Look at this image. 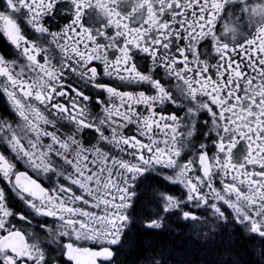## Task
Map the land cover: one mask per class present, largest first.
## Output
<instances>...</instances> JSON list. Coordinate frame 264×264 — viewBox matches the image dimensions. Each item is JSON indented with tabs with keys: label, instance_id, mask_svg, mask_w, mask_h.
<instances>
[{
	"label": "snow or ice",
	"instance_id": "1",
	"mask_svg": "<svg viewBox=\"0 0 264 264\" xmlns=\"http://www.w3.org/2000/svg\"><path fill=\"white\" fill-rule=\"evenodd\" d=\"M0 36V264H264V0H0Z\"/></svg>",
	"mask_w": 264,
	"mask_h": 264
},
{
	"label": "flooded vegetation",
	"instance_id": "2",
	"mask_svg": "<svg viewBox=\"0 0 264 264\" xmlns=\"http://www.w3.org/2000/svg\"><path fill=\"white\" fill-rule=\"evenodd\" d=\"M34 38V37H33ZM14 51V49H11V47L7 44V42L3 39L2 36H0V53H8L11 54V52ZM15 56H7L6 59L12 60L15 59ZM214 62V61H211ZM238 147H240L238 145ZM20 170H23V168L21 167ZM175 194H179L178 192H176Z\"/></svg>",
	"mask_w": 264,
	"mask_h": 264
},
{
	"label": "trees",
	"instance_id": "3",
	"mask_svg": "<svg viewBox=\"0 0 264 264\" xmlns=\"http://www.w3.org/2000/svg\"><path fill=\"white\" fill-rule=\"evenodd\" d=\"M186 251L188 252V254L190 256H192L193 258H195V255H196L195 249H194V247L190 243L189 244H186Z\"/></svg>",
	"mask_w": 264,
	"mask_h": 264
}]
</instances>
